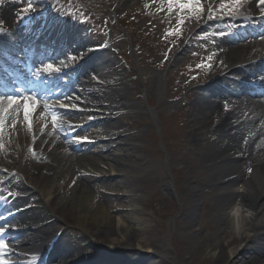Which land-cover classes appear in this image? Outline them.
Here are the masks:
<instances>
[{
    "label": "bare ground",
    "instance_id": "bare-ground-1",
    "mask_svg": "<svg viewBox=\"0 0 264 264\" xmlns=\"http://www.w3.org/2000/svg\"><path fill=\"white\" fill-rule=\"evenodd\" d=\"M35 1L37 6L41 5L39 0ZM146 1L156 9L163 8L165 2ZM212 1L207 0L206 6ZM262 12L264 9L258 7L257 0H247L238 17L253 21L257 20L256 17ZM48 13L45 11L42 15L47 16ZM32 15L31 12L25 15L19 11L18 5L3 3L0 7V28L10 30V27H16ZM32 22L35 25L31 32L46 23L45 20L34 17L28 23ZM199 25L197 21L190 22L187 29L197 30ZM27 26H17L12 30L20 31L18 36L23 40L28 38L23 32ZM253 26L255 25L252 24L251 28L247 29L252 32L246 34L257 33ZM45 31L48 32L47 29ZM16 34L10 33L11 37L5 41L0 39L1 51L5 49L3 44L10 49L17 48L14 44ZM38 38H44L51 43L57 41V37L47 34L38 35ZM85 41L86 39L65 32L62 46L65 47L67 42V51L73 56H64L63 66L47 67L50 71L44 72V76L49 77L63 69H68L72 74L76 70L84 71L86 68L96 73L97 77L83 75L76 83L78 88L75 87L78 94L80 91V96H74L80 101L78 106L89 116L92 115L91 117H67L71 114V108L64 105L71 103L58 101L67 100L62 94L66 88L54 96L49 95V98L45 94L42 105L37 102L33 105L32 101H28L27 121L24 119V100L15 99L17 103L11 107L7 100H0V164L12 170L9 176L0 174V183L13 182V175L17 174L19 177L16 186L25 188V193L16 206L22 214L19 213L14 218L18 231L11 234L7 244V249L13 254L5 257L4 261L17 257L30 259L26 264H41L36 255L32 254L40 245L36 241L40 234L53 229L58 221L83 231L85 246L63 237L57 249L52 252L54 256L51 264H75L82 258L80 255L84 248L98 242H107V246L113 249L123 245L129 246V240L142 232V223L148 222L143 218L142 212L151 207V202L148 200L141 203L143 192L148 190L157 200L164 198L161 186L165 180L161 173L149 175L148 165L144 166L137 155L140 145L131 143L115 121L116 106L119 105L118 108L132 114L137 113L139 106L125 103L127 101L119 102L116 97L125 98L127 95L125 87L116 83L118 79L113 81L109 76L110 70L117 67H114L113 63L111 68L100 65L90 53L80 55ZM219 43V56L225 63V69L230 70L226 74L220 73L216 76L212 86L204 87L202 93L198 94L197 106L187 109L192 115L188 130L192 138L190 142L198 150L202 171L194 175L184 174V179L186 180L187 175L189 181H185V194L180 197L182 212L176 220L179 222L174 221L172 233L170 231L171 237L162 254L168 256L169 251L175 248L177 233L182 234L185 248L193 249L192 245L196 244L194 238H197L193 218L205 200L204 190H208L213 206L207 213L211 215L210 219L215 218L220 225L218 228H212L210 220L203 224L202 227L208 231L210 241L195 247L200 249L199 254L201 251L207 253L216 264H264V97H256L253 87L232 78L236 72L243 73L246 80L259 76V83L263 85L264 37L246 41L228 37ZM63 47L59 49L61 55L66 53V50L61 49ZM60 75L67 76L64 73ZM157 81L158 87H161V75H158ZM46 107L50 115L46 113ZM100 110L110 111L109 118L102 119L104 121L101 125L98 124L99 120H93L94 117L97 119L101 116L98 113ZM53 113L57 116V130L52 129L48 120ZM89 119L97 128L91 129L90 124V129L87 127L81 132ZM64 132H72L73 137H67V140ZM77 144L75 148L83 149L80 151L82 153L74 154L68 151V145L72 147ZM145 162L151 161L146 159ZM174 167L176 169V166ZM146 179L155 186H148ZM235 206H240L249 213L248 217L235 221L234 215L231 217L227 212ZM165 209L163 200L162 205L155 210L156 215L163 216L160 214ZM48 221L51 222L46 224ZM224 223H227L229 228L226 232ZM217 230L223 232L218 237ZM229 231L237 235L229 239ZM155 239L156 237L148 243L140 241L142 245L147 246L145 253L151 248H157ZM91 251L93 255L86 264H99L104 261L109 264H124L114 259L112 254H109L110 250L100 255L97 251ZM130 251L134 255V262L132 259L131 264L164 263L160 258L146 262L145 253L141 254L133 249Z\"/></svg>",
    "mask_w": 264,
    "mask_h": 264
},
{
    "label": "rangeland",
    "instance_id": "rangeland-1",
    "mask_svg": "<svg viewBox=\"0 0 264 264\" xmlns=\"http://www.w3.org/2000/svg\"><path fill=\"white\" fill-rule=\"evenodd\" d=\"M50 1L57 3L56 5H59L57 10L65 11L64 13L72 15L81 13L82 16H86L88 18L86 28L90 27V23L97 25L102 21H107V25L111 28L109 41L116 40V42H112V45L119 47L123 52L121 66L118 65V70H111L109 75L112 79H118L119 81L116 82L122 83L125 87L127 95L124 99L139 106L137 113H119L115 118L117 127L126 130L129 140L134 138L135 141L132 140L131 143L143 146L140 147L137 155L140 156L144 166L148 165L149 175L159 172L165 180L161 186L164 198L157 200L149 194L148 190L143 192L141 203L149 200L151 207L142 212L143 218L148 220L147 223H142L140 226L141 230L143 229L142 232L138 233L136 238L129 240V246L109 248L111 251L109 254L119 261L128 263L134 258L130 249L144 254L147 247L143 246L141 242L148 243L156 237L157 248H152L153 250L145 253L146 262L160 258L163 259V264H216L207 253L201 251L199 254L200 249L195 248L210 241L208 231L202 227L205 222L210 220L212 228H218L220 225L215 218L210 219L211 215L207 213L213 206V201L208 196V190H204L205 200L193 218L194 230L197 235V238H194L196 244L192 245L193 249H186L182 234L177 233L175 248L169 251L170 254L165 256L162 254V250L171 237L170 231L172 233L174 221L178 220L182 212V206L177 196L182 197L185 194L183 185H185V181L189 180L187 175H185L186 180L184 179V174L194 175L202 171L198 150L190 142L192 138L188 130L192 115L187 109L197 106V102H199L197 96L202 92L200 88L208 84L207 78L210 75L208 73H218L225 66L218 55L216 40L205 34L213 26L215 20H220V17L217 16L219 10L224 9L227 12L231 10L230 12H232L231 8L236 5L235 1L220 0L217 3V0H214L209 8L200 2L198 5L200 11L189 12L185 9L183 15L178 13L179 9H174L178 6L177 2L169 5L167 0H164L163 8L160 9L152 7L146 0H121L120 3L114 5V8L112 0ZM209 9L214 12L211 11V17L206 18ZM189 21H208L209 23L197 31L189 32L186 27ZM88 38H91L95 43L101 39V36ZM185 38H187L188 44L183 48ZM108 51L106 50L100 58L111 56L112 54ZM208 57H211V60ZM112 60L114 64H117L116 56ZM205 63L206 65H204ZM198 65L201 67L197 68ZM106 67L110 68L112 64H108ZM94 75L97 77V74ZM158 75L162 76V88L158 87ZM116 111L120 110L116 109ZM76 114L71 116H76ZM107 115L108 113L105 116L107 117ZM99 121L98 124L101 125L104 120ZM91 129H95V126H91ZM138 131L140 133H137ZM70 150L74 154H79L74 148ZM146 159L151 162L146 163ZM168 161L171 166H176V169L171 171ZM146 180L148 186H155L149 179ZM163 200L166 205V209L160 214L163 216L156 215L155 210L162 205ZM140 206L142 207V204ZM227 212L231 217L234 215L235 221L242 220L243 217L249 215L240 206H235L234 209ZM112 225L114 228L116 227L114 223ZM223 228L226 232L229 229L228 224L224 223ZM147 230L150 232H146ZM67 231L69 234L75 235L74 240L79 241L81 235L84 234L76 227L67 229ZM222 233L217 230V237ZM235 235L237 233L229 231L227 237L230 239ZM115 236L113 235V237ZM106 243L98 242L92 248L100 254L107 250ZM219 246L221 247L222 243ZM193 255L194 258L191 257Z\"/></svg>",
    "mask_w": 264,
    "mask_h": 264
},
{
    "label": "snow or ice",
    "instance_id": "snow-or-ice-1",
    "mask_svg": "<svg viewBox=\"0 0 264 264\" xmlns=\"http://www.w3.org/2000/svg\"><path fill=\"white\" fill-rule=\"evenodd\" d=\"M176 2H177V0H167V3L169 5H173ZM200 2H201V0H187V3L179 4L178 6L182 10L186 9L189 12H198V11H200V9L198 7ZM219 2H220V0H217V3H219ZM244 2L246 3L247 0H244ZM29 3H30V0H29ZM204 3H205V6H206L207 0H204ZM235 3H236V5H239L241 3V0H235ZM257 3H258V5L264 6V0H257ZM30 10H31L30 7H27V8H23L21 11L23 13H25V15H27V13H29ZM235 10L239 11V8L237 7ZM211 11H212L211 9L208 10L206 18H210L211 17ZM208 59L211 60V57H208ZM49 67H51V66H49ZM199 67H200V65L197 66V68H199ZM193 79H195V77H193ZM24 101H25V103H24V119H25V121H27L28 114H29V111H28L29 110L28 98L25 97ZM16 103H17V101L15 99L11 98V97H9L7 99V104L9 105V107H11L12 105H15ZM35 103H36V101L33 100L32 104L35 105ZM45 110L47 111V107H46ZM52 121H53V127H55L56 126V122H57V116H56L55 113H53V115H52ZM0 195H2V194H0ZM3 237H4V231H0V264H4L5 257L11 256L13 254L7 249V246L5 244V241H4Z\"/></svg>",
    "mask_w": 264,
    "mask_h": 264
}]
</instances>
